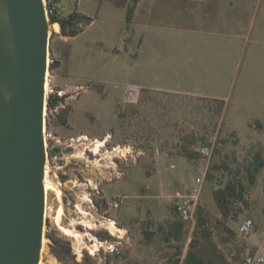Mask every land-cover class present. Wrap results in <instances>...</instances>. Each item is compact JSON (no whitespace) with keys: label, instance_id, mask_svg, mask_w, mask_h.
Listing matches in <instances>:
<instances>
[{"label":"rangeland","instance_id":"rangeland-1","mask_svg":"<svg viewBox=\"0 0 264 264\" xmlns=\"http://www.w3.org/2000/svg\"><path fill=\"white\" fill-rule=\"evenodd\" d=\"M120 1L60 2L64 15L78 9L93 21L66 40H60L52 29L50 65L52 58L61 64L49 73L52 81L48 95L56 87L68 88L65 105L72 106V113L65 126L59 125L58 112L52 110L47 128L60 136L64 145L66 141L73 145L65 150L54 148L66 152L67 157L61 168L48 176L51 185L47 190L41 264H172L175 242L168 243L158 227L178 218L173 206L175 196L191 189L205 166L199 158L181 155L184 149L180 143L190 142L189 147L196 150L195 134L205 137L218 131V152L212 164L221 167L212 170L201 197L211 234L205 235L197 222L191 240L194 249L205 257L217 258V251H221L232 264H238L264 239V167L254 185L249 183L245 170L252 147L264 156V49H257L258 40L264 39L255 32L263 13L258 5H251L253 27L240 39L238 52L227 58L222 57L225 48L214 43V36L199 37L201 44L197 47L181 43L182 35L176 31L162 30L159 36L165 58L161 63L153 51L148 58L139 54L144 29L128 27L127 10L118 7ZM252 1L258 4L263 0ZM168 60L182 68L165 67ZM178 70L188 74L177 87L199 95L144 88ZM195 72L200 73L198 81L191 76ZM138 85L143 94L135 101L129 97L127 87L134 90ZM136 108L141 112L138 117L134 116ZM135 121L137 126L133 127ZM260 122L262 127L258 126ZM107 136L108 141L96 153V138ZM135 137L141 141L137 143ZM49 142L53 145L54 140ZM118 145L122 149L132 145V152L126 158L118 156L114 150ZM237 171L248 186L247 205L235 218L223 219L213 189ZM115 200L119 207L114 206ZM60 210V224L73 229L77 236L60 229L56 222ZM243 217L255 222L247 236L236 233ZM108 219L115 220L120 229L115 234L104 224ZM225 224L235 234L226 230ZM146 231L154 233L151 239ZM47 233L55 234L58 246ZM223 233L229 236L227 241ZM188 238L186 228L182 258L190 244ZM96 242L100 249L92 254L90 249ZM55 247H70L71 255L60 260Z\"/></svg>","mask_w":264,"mask_h":264},{"label":"water","instance_id":"water-1","mask_svg":"<svg viewBox=\"0 0 264 264\" xmlns=\"http://www.w3.org/2000/svg\"><path fill=\"white\" fill-rule=\"evenodd\" d=\"M51 42L46 0H0V264H41Z\"/></svg>","mask_w":264,"mask_h":264},{"label":"crops","instance_id":"crops-1","mask_svg":"<svg viewBox=\"0 0 264 264\" xmlns=\"http://www.w3.org/2000/svg\"><path fill=\"white\" fill-rule=\"evenodd\" d=\"M131 3L132 0H121L118 7L123 10H128V6ZM252 4L258 5V10L263 13L262 20L260 24L257 25L255 32L259 37L264 39V0L258 4L252 0H140L134 10L132 19L129 22L127 21V25L134 29H136V27L144 29L140 38L139 54H145V57L148 58L149 53L153 51L157 59L161 60V63L162 58H165L161 48L162 39L159 36L162 30L176 31L182 35L180 39L181 43L184 45L186 43L188 45H197V47H200L201 44V39L199 37L207 35L214 36V43L225 48L222 57L227 58L228 55L229 57L232 56V52H238L240 39L244 38L245 33L250 31L253 27L250 17ZM184 36L189 38H184ZM58 38L60 40H66L69 37L58 35ZM235 39L238 41L237 45L235 44ZM257 44H260V48L257 49H264V40H258ZM253 52L254 50L250 53V60L253 59ZM169 57L171 58L170 55ZM200 63L201 62H199V65ZM165 67L182 68L181 65L171 60L165 62ZM196 68H200V66ZM187 74L188 73H181V71L178 70L173 72L171 77H164V80L156 79L153 83L154 85L148 84L145 85L144 88L146 90L168 94L199 95L191 90L177 87L182 81L186 80ZM191 76L193 81H196V78L198 81L200 73L195 72L194 75ZM136 111L134 116H140L141 112L139 109L136 108ZM132 125L136 127L137 122H133ZM258 126L262 127L263 124L260 122ZM135 131H138V129L135 128ZM195 135L197 136L196 143H198V145L206 138V136L202 137L198 136V134ZM108 136L104 138L106 141H108ZM135 141L137 143L141 141L140 137H135ZM146 142L148 143V141ZM189 143L185 141L180 144H183V147H189ZM148 144L149 147L152 146L151 143ZM169 155L172 156L171 154ZM199 159L203 160L202 156H200ZM176 220H179V217ZM224 228L227 230L229 227L225 224ZM229 230L232 232V229L229 228ZM222 236H224V239L227 241L229 236H225V233H223ZM220 252L217 251V258L211 256L207 258L214 259L216 264H232V262H230V257L228 258V256Z\"/></svg>","mask_w":264,"mask_h":264},{"label":"trees","instance_id":"trees-1","mask_svg":"<svg viewBox=\"0 0 264 264\" xmlns=\"http://www.w3.org/2000/svg\"><path fill=\"white\" fill-rule=\"evenodd\" d=\"M54 3H59L61 0H53ZM140 0H132V3L128 6L127 10V21L129 22L132 19V15L134 13V10ZM92 17L82 13L78 9H73L70 13L64 15L62 13L51 15V22H59L61 25V34L64 37H74L77 36L79 33H81L84 30V27L91 24ZM54 25H58L55 23ZM69 53L67 52V55ZM66 55V56H67ZM61 62L59 60H56L53 58V61L51 62V70L56 69ZM58 89H55V91L51 92L48 96V127H50L51 121L50 117L51 114H49L56 106L60 105L61 102L65 101V97H60L58 93L56 92ZM72 113V106L66 105L65 107H61L59 109V112L57 114V122L59 125H68V117ZM184 151L182 152L185 156L189 158H199L201 154L197 152L195 149H191L190 147H183ZM218 152V148L215 151V155ZM250 161H248V164L245 167V170L247 172V176L249 179V183L251 185H254L257 180V175L261 171V169L264 167V156L262 152L252 147L250 150ZM221 167L218 164H212L210 167V171L208 174V178H212V170ZM66 176H63V179H65ZM248 186L243 182L240 173L237 171L234 176H230L226 182L221 183L219 186L214 187L213 189V195L214 199L218 204V207L220 209V212L224 218H235L236 215H238L240 210L244 207V205H247L246 200V193H247ZM99 204V202H98ZM207 224V218L204 214V210L202 206L200 205L198 210V226L200 228H203V233L205 235H210L211 231L208 227H206ZM159 230L164 233V239L168 242H175V259H173L172 264H216V261L212 258L205 257L202 253L198 252L194 249L195 243L194 240H191L189 247L183 256L184 252V238L186 235V225L180 220H174V221H168L167 224L161 223L159 225ZM229 229V228H228ZM233 234L235 232L232 230ZM153 232L146 231V237L148 239H151L153 236ZM49 238L55 243V246L59 244V239L55 236L54 233H47ZM55 254L59 257L60 260H65L67 256L71 255V248H63L58 249L55 247L54 250Z\"/></svg>","mask_w":264,"mask_h":264},{"label":"built area","instance_id":"built-area-1","mask_svg":"<svg viewBox=\"0 0 264 264\" xmlns=\"http://www.w3.org/2000/svg\"><path fill=\"white\" fill-rule=\"evenodd\" d=\"M46 7H47V13L51 20V15L62 13L59 8V3H54L53 0H46ZM59 25V30H55L54 33L57 35L61 34V25L59 22H55ZM55 23L51 22V25H54ZM51 32L52 28H51ZM50 58V56H49ZM53 61V58L51 59V62ZM50 63V59H49ZM49 77V76H48ZM52 81L51 77H49V84ZM132 87L128 86L127 90H129V97L132 100L138 101L141 98L143 88L141 86H136L134 90H131ZM67 89H58L56 92L60 97L65 96V94L68 92ZM55 91V90H53ZM52 91V92H53ZM65 101L61 102L60 105L56 106L53 110L55 112H59V109L61 107H65ZM51 140H54L53 145H50ZM46 141H47V167H48V176L50 175L51 171L53 170H59L61 168V162L67 157L66 152L62 150H55L54 148L61 147L64 150L67 147H71L73 144L65 142L60 136H54L52 132L47 131L46 134ZM219 143V131L207 135L205 140L196 147V151L199 152L202 156L203 161L205 162L204 168L200 171V175L196 178L194 186L189 189L186 193L180 194L175 196V200L173 203L174 209L176 214L179 217V220L185 223L187 228V233L189 235L188 243L191 242V235L193 231L195 230V227L198 222V210L201 205V197L203 193V189L205 186V183L208 178V174L210 171V167L213 163L212 159L215 155V151L218 147ZM121 145H118L114 147V150L116 151V155L121 156L123 158H126L127 154H130L133 149V146H122L123 149L120 151L119 147ZM114 206L119 207V202L117 200L114 201ZM255 227L254 219L251 217H243L238 224V227L236 228L237 234H242L244 236L250 235ZM239 264H264V239L260 241L252 250L248 251L241 263Z\"/></svg>","mask_w":264,"mask_h":264},{"label":"bare ground","instance_id":"bare-ground-1","mask_svg":"<svg viewBox=\"0 0 264 264\" xmlns=\"http://www.w3.org/2000/svg\"><path fill=\"white\" fill-rule=\"evenodd\" d=\"M51 28L54 29V30H59V25H51ZM48 76H49V75H48ZM48 85H49V77L47 78V90H48ZM83 137L88 138V136H87L86 134H84ZM95 142H96L95 150H96V153H98V152L101 151V147L104 146V145L106 144V139H97V138H96ZM119 149H120V150H123V149L121 148V146L119 147ZM45 184H46V190H48V188H50V185H51L49 178L46 179ZM46 215H47V213H46ZM60 218H61V210H60V212L58 213V215H57V217H56V222H58L60 229L63 230L65 233H67L68 235H73V236H75L76 233L74 232L73 229H70V228L65 227V226H63L62 224H60ZM73 223H75V222H73ZM104 224H105V226H107V229H109L113 234H115V231H116V230L118 231V229H119L118 226L116 225L115 220H113V219H108V222H106V223H104ZM119 230H120V229H119ZM76 236H77V235H76ZM44 245H45V244H44ZM99 246H100V245H99L97 242L94 243V245H92V247H91V249H90L91 252H92V254H95V252H96L97 250L100 249ZM41 263H42V262H41Z\"/></svg>","mask_w":264,"mask_h":264}]
</instances>
